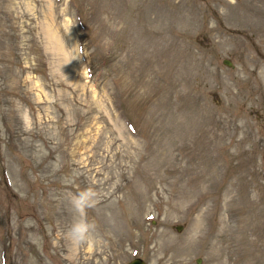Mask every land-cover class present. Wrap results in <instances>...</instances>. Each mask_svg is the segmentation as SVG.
I'll use <instances>...</instances> for the list:
<instances>
[{"label":"rangeland","instance_id":"374dc122","mask_svg":"<svg viewBox=\"0 0 264 264\" xmlns=\"http://www.w3.org/2000/svg\"><path fill=\"white\" fill-rule=\"evenodd\" d=\"M135 256L264 264V0H0V264Z\"/></svg>","mask_w":264,"mask_h":264},{"label":"clouds","instance_id":"9594fccd","mask_svg":"<svg viewBox=\"0 0 264 264\" xmlns=\"http://www.w3.org/2000/svg\"><path fill=\"white\" fill-rule=\"evenodd\" d=\"M70 32V31H69ZM84 48L77 43L71 48L68 62L84 53ZM103 190L97 186H86L69 197L73 221L67 230V240L73 247H81L97 238L98 225L88 218V211L95 209L103 198Z\"/></svg>","mask_w":264,"mask_h":264},{"label":"water","instance_id":"95a60500","mask_svg":"<svg viewBox=\"0 0 264 264\" xmlns=\"http://www.w3.org/2000/svg\"><path fill=\"white\" fill-rule=\"evenodd\" d=\"M224 62L228 65H231V61H229L228 59H224ZM180 228H181V226L177 225V229H180ZM198 260H200V259H198ZM123 264H148V262L144 258H142L141 256H135Z\"/></svg>","mask_w":264,"mask_h":264}]
</instances>
